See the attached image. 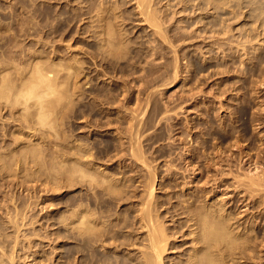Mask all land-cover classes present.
<instances>
[{"label": "rangeland", "instance_id": "1", "mask_svg": "<svg viewBox=\"0 0 264 264\" xmlns=\"http://www.w3.org/2000/svg\"><path fill=\"white\" fill-rule=\"evenodd\" d=\"M140 2L141 0H0V80L3 82H0V86L5 80L12 78L16 79V82L20 80L23 86L22 82H25L26 75L22 71L24 77L18 78L20 70L28 69L29 72L26 71L28 77L30 71L36 69L37 65L38 67L44 65L42 67L46 68V63L48 66L51 64L52 69L54 63L57 65L53 67L61 73L58 79L68 77L65 80H69L67 87L64 84L66 91H69L64 93H67L65 95H69V98L64 95L65 100L61 97L62 102L70 100V103L67 102L68 106L64 103L66 106L64 108L65 106L60 104L62 103L60 96V103L58 98L56 101L53 97V102H58L59 106L56 104L55 108L54 103V106L52 105L54 108L49 106L53 109L45 112L48 116L51 114L50 117L47 116L50 118V121L47 119L50 124L44 118L37 117L38 115L41 117V114L33 112L36 110L35 112L39 113L41 110L34 104L35 98L31 99H35L34 102L26 99L30 104L23 101L25 98L21 99L22 96L19 94L21 90L18 86H22L14 80H12L13 86L18 84L15 93L21 97L10 93L16 100L20 98L24 104L23 102L18 104L19 100L16 102L17 106H12L16 100L12 102L9 98L6 99L10 102L5 98H2L4 102L0 101V264H87V147L89 143L91 154L97 155L95 158V154H92L95 158L93 162L98 168L102 166L104 170L112 169L108 172L115 171L116 176L120 173L121 179L117 178L121 180L119 181L121 184L122 181L132 183L134 179L135 183L132 185L124 182L123 192L126 195L135 190L133 185H138L134 193V196L139 194L136 200H133L135 197H131L130 193L131 195L128 196L131 201L124 200V203L118 204L120 207L116 204L115 206L119 208H116V211H114L115 207L110 210L114 211L113 214L108 209L109 203H106L109 206L104 204L106 207L99 205L101 210L105 208L103 212L106 210L102 220L105 221L106 218L107 221L111 215L113 219V215L117 213L114 220L109 219L107 222H112L114 226L120 224V229H124L125 233L124 230L120 231L118 226L117 230L122 232V235L126 234L128 229L125 228L131 227H121L126 224L116 218L119 216L125 221L126 218L123 216H128V220H133L137 212V210L133 212L137 206L135 204L145 194L143 191L145 187H142L145 182H142L146 178L144 174L146 169H140L142 167L135 159L128 158L131 154L128 155L129 146L126 144L127 142L130 145V137H127L130 131H127V127L131 128L137 120L135 114L131 116L135 111L134 108L136 115L140 114V121H135L138 126L134 125L138 128L140 126V129L141 126L143 127L139 139L142 138L140 142L145 156L148 158H152L153 155L160 156L156 157L155 161L156 158L152 160L146 158L148 162L150 160L153 163L150 164L154 169L158 167L155 170L158 169L157 173L159 172L154 199L157 201L160 199V202L166 199L158 213L163 217L159 218L157 223L173 232L178 228L175 227L176 225L187 221L185 210L190 206L187 204L193 205L191 202L195 201L193 207H196L195 203L200 201L198 204L201 206L211 202L212 199H214L213 203L217 205L222 203L221 206L227 207L230 211L237 208L235 210L237 213L240 210L241 213L235 214L236 217L245 214L242 211L246 208L244 204L248 202V198L243 201L245 187L242 182L245 183V179L240 178H244L250 163L246 162L247 156L243 160L241 156L249 150L255 158L258 153L264 152V85L261 84L264 75L259 76L264 72V68H259L261 72L247 70L253 64L252 61L260 57L263 58L261 65H264V0H211V3L209 0H152L149 9L157 15L156 21L165 31L164 35L166 34L163 37L158 33L155 25L145 19V14L141 11L147 6L141 4L140 7ZM109 28L114 30L112 32L116 35L110 36V33L106 32H109ZM105 33L112 40L110 38L108 40ZM102 34H105V38L101 36ZM110 42L112 44H108ZM101 44L103 49L101 46L98 47ZM67 66L72 68V70L68 68L72 73L70 77V74H67ZM46 69H50V66ZM5 72H8L11 78L8 74L4 77ZM62 72L68 76H62L65 74ZM63 80L59 82L62 83L61 85ZM9 81H7L8 86L11 84ZM61 85L58 84V89L65 91ZM13 86L10 90L15 91ZM4 87L1 88L3 90L0 89V93L4 94L6 89ZM99 93L109 94L110 98L114 97L111 99L112 103L108 102L109 97L105 99V96L109 95L96 97ZM12 96L9 97L13 100ZM49 98L51 97L46 100L52 102ZM7 102L9 104L12 102L11 108L9 104H7L9 107L5 108L7 106L4 104ZM26 103L29 105L27 106ZM24 105L27 106L26 109L35 105L37 109L32 107V111L30 107L28 110L37 116L26 111L31 115L27 114V117L25 113L23 117ZM155 105L158 107L152 108ZM47 106L44 110H48ZM156 111L160 113L157 114ZM11 113H14V116ZM154 114L156 118L152 116ZM29 116L35 118L32 117L33 120H30ZM130 117H134L135 120L129 119ZM99 119L101 120L98 121ZM141 120L142 123L149 125L148 129L145 128V124L144 126L140 124ZM102 121L107 122V126L103 125ZM97 122L102 124L99 126ZM157 134L160 137H157ZM148 137L156 139L148 140L151 139ZM108 140L112 141L109 143ZM123 140L124 144L118 142ZM114 141L120 145H115ZM101 142L106 144V147L103 146L104 149L111 143L119 149L114 147V150L111 147L108 156L109 152L104 150V153L101 149L103 147L100 144L104 145ZM146 143L149 146L152 144V147L149 148L148 144L144 145ZM125 145L128 146V150L126 147V150L124 149ZM163 147L166 150L162 149ZM91 148L92 150L97 148L98 151L95 149L93 152ZM123 149L128 152L126 155ZM157 149L161 151L158 152ZM111 153L112 156L115 155L114 157H118L119 154V157L121 155L124 157L115 159ZM173 159L176 163L169 165ZM261 163L264 166L263 158ZM172 164L178 165L173 168ZM115 165L120 166L121 169L126 168L120 170L115 168ZM52 167L58 172L59 167L64 171L61 170V174L58 175ZM191 168L197 170V176ZM133 169L136 170L135 173ZM125 173L127 178L123 177ZM188 198L191 201H188ZM168 206L178 209L177 212L181 213L173 218L169 214L165 215L163 211ZM109 213L111 215L107 217ZM81 214L84 219L81 218ZM248 216L245 217L246 221L244 218L241 221L246 223L251 218V222L245 226L249 225L252 234L257 232L253 235L258 234L261 240L262 237L264 238V217L260 222ZM128 220L126 222H129ZM135 220L134 217L133 221ZM252 220H254L253 224H251ZM14 222L20 227H16ZM138 226H140L139 222ZM114 228L116 229V226ZM179 230L176 241L165 252L167 264H182L192 252L193 234L186 231V225ZM144 231L145 229H142L140 234L145 236ZM105 241L106 244L102 242L103 244L97 246L102 255L98 258L100 261H105L101 264H109L111 261L113 263L110 264L120 262L135 264L145 250L142 243L135 247H125L114 245V241H112L114 244ZM107 242L111 246H108Z\"/></svg>", "mask_w": 264, "mask_h": 264}, {"label": "bare ground", "instance_id": "2", "mask_svg": "<svg viewBox=\"0 0 264 264\" xmlns=\"http://www.w3.org/2000/svg\"><path fill=\"white\" fill-rule=\"evenodd\" d=\"M151 1L152 0H141V2H140V4H139V6L141 7V4H143V5H145V6H147L145 9H143L141 12H143L145 15V19L147 20V21H149V23H152V24H154L155 25V27L157 28V31H158V33H160L161 35H162V37L163 36H166V34L164 35V33H165V31L163 30V28H162V26L160 25V23L158 22V21H156L157 20V15H155V13H153L152 12V10H150L149 9V7L151 6ZM209 2L211 3V0H209ZM213 4V3H212ZM211 4V5H212ZM155 15V16H154ZM102 18V17H101ZM104 19V18H103ZM97 20H99V19H97ZM100 22V21H99ZM109 22V21H108ZM101 25V24H100ZM99 25V26H100ZM103 25V24H102ZM108 25H110V24H108ZM98 25H96V27H97ZM104 27H105V23H104ZM104 27H102V28H104ZM110 27V26H109ZM108 28V27H107ZM106 28V29H107ZM112 28V27H111ZM98 29V28H97ZM110 29V28H109ZM113 29V28H112ZM102 30V29H101ZM108 30V29H107ZM111 30V29H110ZM109 30V32L108 31H106L108 34L110 33V36H114V34L115 33H113L114 32V30H111L110 31ZM113 31V32H112ZM112 32V33H111ZM102 33H103V30H102ZM94 34V33H93ZM101 34V33H100ZM99 34V35H100ZM106 34V33H105ZM105 34H102L101 36H103L104 37V35ZM113 34V35H112ZM159 34V35H160ZM180 34V33H179ZM116 35V34H115ZM106 36V38L109 40V38L111 39V37L109 36V35H105ZM102 37V38H103ZM105 38V37H104ZM104 38H103V40H104ZM183 38V37H182ZM100 39V38H99ZM106 39V40H107ZM116 38H114V40H115ZM103 40L101 39V43L103 44ZM107 40V41H108ZM112 40V39H111ZM113 40V41H114ZM164 40H166V39H164ZM105 41V40H104ZM167 41V40H166ZM120 42H122L121 40H120ZM105 43V42H104ZM102 44L101 45H99L98 47H100L101 46V48L103 47L102 46ZM107 44V43H106ZM108 44H112L111 42L110 43H108ZM123 44V43H122ZM121 45V44H120ZM105 46V45H104ZM108 46V45H107ZM120 47V46H119ZM123 47V46H122ZM104 48V47H103ZM102 48V49H103ZM118 49H120V48H118ZM105 50V49H104ZM107 50V49H106ZM116 50V49H115ZM109 51V50H108ZM112 52H114V51H112ZM98 53H101V52H98ZM111 53V52H110ZM122 53V51L120 52V54ZM96 54V53H95ZM114 54V53H113ZM112 54V55H113ZM94 55V54H93ZM98 55V54H97ZM107 55V54H106ZM116 55V54H115ZM102 56V55H101ZM97 57V56H96ZM260 57V56H259ZM254 58V57H253ZM256 58V57H255ZM262 57H260L259 59H254L252 62H253V64L252 65H250V67H248V69L247 70H249V71H254V72H256V71H258L259 70V68L260 69H263L264 67V65L262 66L261 64V62H263L262 61V59H261ZM105 60V59H104ZM35 64H36V62H35ZM37 64H41V62H37ZM43 64H45V63H43ZM113 64V63H112ZM115 64V63H114ZM46 65H47V63H46ZM45 65V67L46 68H48L49 66H50V69H46V68H44V67H42V66H44V65H41V67H38V65L35 67L36 69H32L30 72H31V74H29L30 76H28V77H26L28 74V69L26 70V71H28L27 73H26V71H24V70H20V75H19V77L18 78H20V76H22L24 73H25V84L22 82V84H23V86L21 85V82H20V80H19V82H16L17 80L16 79H8V80H10L9 82L11 83L10 84V86H8L9 85V83L7 82L8 80H3L4 81V84H1V86L2 87H4V85H5V87L4 88H6L5 89V92H4V94L3 93H0V94H2V95H0V101L2 100V98H5V100H8L9 101V99H10V101H15L16 99L13 97V96H16V95H19V94H21V96L23 97H21L20 95V97H21V99H24L23 101H27V100H29V101H33V100H35L36 99V101H35V105L36 106H38V109H41L40 110V112L38 113V111L37 112H35L36 110H32L33 108L32 107H36L35 105L34 106H29L27 109H26V107L30 104V102H28V103H26L27 104V106L26 105H24L22 108H24L23 109V117H24V114L26 113V111H30L31 112V110L35 113V114H41V117H40V115H35V114H33L32 112V114L34 115V116H37L39 119L40 118H44L46 121H47V119L50 121V118H48V117H50V115L48 116V113H45L46 111H49V110H51V109H53L54 107L56 108L57 107V105L59 106V104H58V102L60 103V101L62 102L63 100L61 99V97H63L64 98V100H65V94H67L68 92L66 91L67 90V86L69 85L68 83H67V81H69V80H65V79H67L68 77H65V78H62L61 77V79L63 80V85H61L59 82H62V80L60 79H58L59 78V76L58 75H60L61 73H60V71H57V69L56 68H54L57 64H52V69H51V64L48 66H46ZM53 65H54V67H53ZM116 65V64H115ZM262 66V68H261V66ZM35 66V65H34ZM31 67H33V65H31ZM30 67V68H31ZM34 68V67H33ZM68 68H70L71 70H72V68L71 67H68L67 66V68H66V70L68 69ZM115 68V67H114ZM70 69H68L67 71H68V75L71 73V70ZM175 69V68H174ZM34 70V71H33ZM23 71V74H21V72ZM33 71V72H32ZM56 71V72H55ZM251 71V72H252ZM260 72H261V70H259ZM263 71H264V69H263ZM262 71V72H263ZM57 72H58V74H57ZM66 72V71H65ZM65 72H62V73H65ZM148 72V71H147ZM175 72V71H174ZM259 72V73H260ZM33 73V74H32ZM60 73V74H59ZM108 73V72H107ZM112 73V72H111ZM264 73V72H263ZM263 73H260V75L259 76H261V74H262V76L264 75ZM8 74V72L6 73H4V77H6V75ZM66 73L65 74H63L62 76H64V75H67ZM72 74V73H71ZM71 74L69 75V77L71 76ZM99 74V73H98ZM101 74V73H100ZM106 74V73H105ZM10 74H8V77H10L9 76ZM67 75V76H68ZM104 75V74H103ZM108 75H109V73H108ZM2 76V75H1ZM58 76V77H57ZM61 76V75H60ZM112 76V75H111ZM177 76V75H176ZM3 77V79H5ZM7 77V78H8ZM22 77H24V76H22ZM31 77H32V79H31ZM264 77V76H263ZM263 77H260V78H263ZM11 78V77H10ZM26 78H27V81H26ZM28 78H30L29 79V81H28ZM115 78V77H114ZM172 78V77H171ZM2 79V78H1ZM59 80L58 81V84L59 85H61L62 86V89H65V91H62L61 89H58L59 87H58V84H57V80ZM119 79H120V77H119ZM12 80H14V82L15 83H19L22 87H20V86H18V84H17V86L20 88V90H21V92L18 94V93H15V92H17V90H15V88H18L17 86H13V81ZM148 80V79H147ZM64 81H65V83H64ZM262 82H261V84L262 85H264L263 84V81H264V78L261 80ZM0 82L1 83H3L1 80H0ZM6 82L8 83L7 84V86H6ZM171 82V81H170ZM169 82V83H170ZM126 83V82H125ZM148 83V82H147ZM167 83V82H166ZM66 85V87H65V85ZM68 84V85H67ZM71 84V83H70ZM164 84V83H163ZM260 84V85H261ZM13 86V89L15 90V91H13L12 89L10 90V88H12V86ZM149 85V84H148ZM0 86V87H1ZM60 86V87H61ZM64 86V87H63ZM124 86V85H123ZM259 86V85H258ZM1 87V88H2ZM125 87V86H124ZM260 87V86H259ZM0 88V89H1ZM7 88H9L8 90H7ZM148 88H150L149 86H148ZM261 88V87H260ZM69 89V88H68ZM127 89V88H126ZM1 90H3V89H1ZM1 90H0V92H1ZM10 90V91H9ZM144 90H146V88H144ZM7 91V92H6ZM13 91V92H12ZM61 91V92H60ZM126 91V90H125ZM140 91H142V90H140ZM13 93V94H11V93ZM18 92H19V89H18ZM63 92V93H62ZM64 92H67V93H64ZM127 92V91H126ZM142 92H145V91H142ZM59 93V94H58ZM102 93V92H101ZM101 93H99L98 95H96V97H100L102 94ZM112 93V91H110V94ZM152 93V92H151ZM150 93V94H151ZM11 94V95H10ZM16 94V95H15ZM55 94V95H54ZM56 94H57V97H56ZM61 94H63L62 96H61ZM106 94V93H105ZM104 93H103V95H105ZM115 94V93H114ZM119 94V93H118ZM121 94V93H120ZM127 94V93H126ZM125 94V95H126ZM148 95H149V93H147ZM13 95V96H12ZM52 95V96H51ZM54 95V96H53ZM65 95V96H64ZM101 96V97H104V96ZM106 95H109V94H106ZM135 95H137V94H135ZM152 95V94H151ZM1 96H3V97H1ZM9 96H12L13 97V100L11 99V97H9ZM59 96H60V99H59ZM68 96V98H69V95H67ZM66 96V97H67ZM71 96V95H70ZM114 96V95H113ZM119 96V95H118ZM127 96H128V94H127ZM139 96V95H138ZM48 97H51V98H49L52 102L54 101V100H56L57 101V99L56 98H58V102L56 103V102H50V101H48V100H46V98L48 99ZM53 97H55V99L53 98ZM107 97H109L110 98V95L109 96H105V99L107 98ZM111 97H112V95H111ZM150 97V96H149ZM6 98H9V99H6ZM17 99H18V97H16ZM30 98V99H29ZM32 98H35V99H33V100H31ZM68 98H66V99H68ZM108 98V99H109ZM117 98V97H116ZM131 98V97H130ZM148 98V97H147ZM151 98V97H150ZM152 98H153V96H152ZM15 99V100H14ZM27 99V100H26ZM54 99V100H53ZM101 99V98H100ZM104 99V98H103ZM111 99H114V97L113 98H110L109 100L110 101H108V102H110V104L112 103V101H111ZM126 99V98H125ZM136 99H138V98H136ZM142 99V98H141ZM140 99V100H141ZM149 99V98H148ZM19 100H20V98H19ZM19 100H16L15 101V104L13 105L12 104V102L9 104L8 102L6 103V104H4L5 106H7V107H5V108H8L9 106V108H11V104H12V106H17L19 103H21V102H23L22 100H20V102H18V104H16V102L17 101H19ZM60 100V101H59ZM96 100H98V99H96ZM118 100V99H117ZM128 100V99H127ZM247 100V99H246ZM9 101V102H10ZM48 101V102H47ZM70 101V100H69ZM69 101H67L68 103H70ZM99 101V100H98ZM106 101V100H105ZM114 101H116V100H114ZM121 101V100H120ZM146 101H150V100H146ZM248 101V100H247ZM250 101V100H249ZM2 102H4V99L2 100ZM34 102V101H33ZM50 102V103H49ZM67 102H62V103H60L61 105H64V103L65 104H67ZM100 102V101H99ZM104 102V101H103ZM144 102V101H143ZM156 102V101H155ZM154 102V104H156ZM245 102V101H244ZM48 103H49V105H48ZM55 103V105L56 106H54L53 104ZM106 103V102H105ZM123 103V102H122ZM129 103V102H128ZM136 103V102H135ZM150 103V102H149ZM149 103H147V104H149ZM249 103V102H248ZM7 104H9V106L7 105ZM22 104H24V102L22 103ZM21 104V105H22ZM46 104V105H45ZM51 104V105H50ZM102 104V103H101ZM138 104V103H137ZM142 104V103H141ZM152 104V103H151ZM158 104V103H157ZM3 105V104H2ZM48 105V106H47ZM54 107H53V106ZM125 105V104H124ZM144 105V104H143ZM146 105V104H145ZM150 105V104H149ZM153 105V104H152ZM246 105V104H245ZM26 106V107H25ZM47 106V108L50 106V107H53V108H48V110H44L45 108L44 107H46ZM65 106V105H64ZM66 106H68V104L66 105ZM66 106L64 107V108H66ZM138 106H140V105H138ZM160 106V105H159ZM4 107V106H3ZM31 107V110H28L29 108ZM123 107V106H122ZM121 107V108H122ZM154 107H156V105L155 106H152V108H154ZM157 107H158V105H157ZM156 107V108H157ZM46 108V109H47ZM63 108V107H62ZM144 108V107H143ZM146 108H148V105H147V107ZM155 108V109H156ZM161 108V107H160ZM246 108H248V107H246ZM26 109V110H25ZM35 109H37V107L35 108ZM125 109H127V108H125ZM132 109V108H131ZM138 109V108H137ZM145 109V108H144ZM159 109V108H158ZM157 109V110H158ZM24 110H25V112H24ZM134 113L132 112V115L131 116H133V114H135V116H136V118L135 119H137V120H139V118H140V114H138V115H136L137 113H135L136 112V109L134 108ZM147 110V109H146ZM146 110H145V112H146ZM245 110V109H244ZM129 111V110H128ZM152 111V110H151ZM30 112H28V113H26L25 115L27 116V114L28 115H31V113ZM51 112V111H50ZM105 112V111H104ZM144 112V111H143ZM158 112L159 111H156V113L158 114ZM30 113V114H29ZM52 113V112H51ZM97 113V112H96ZM152 113V112H151ZM155 113V114H156ZM160 113V112H159ZM11 114H13V116H14V113H11ZM155 114L154 115H152V116H154L155 117ZM46 115V116H45ZM102 115V114H101ZM247 115V114H246ZM254 115V114H253ZM11 116V115H10ZM34 116H32L33 118H35ZM43 116V117H42ZM45 116V117H44ZM48 116V117H47ZM103 116V115H102ZM102 116H101V118H102ZM142 116V115H141ZM28 117V116H27ZM29 117H31V116H29ZM30 118V120L32 119L33 120V118ZM47 117V118H46ZM104 117V116H103ZM108 117H110V116H108ZM158 117V116H157ZM244 117V116H243ZM13 118V117H12ZM15 118V117H14ZM26 118V117H25ZM100 118V117H99ZM106 118V117H105ZM121 118V117H120ZM131 118H133L134 119V117H130L129 119H131ZM142 118V117H141ZM152 118V117H151ZM150 118V119H151ZM156 118V117H155ZM248 118V117H247ZM253 118V117H252ZM27 119V118H26ZM37 119V118H36ZM90 119V118H89ZM107 119V118H106ZM134 119V120H135ZM242 119V118H241ZM16 120V119H15ZM27 120H29V118L27 119ZM93 120H96V119H94L93 118ZM101 119H99L98 121H100ZM109 120V119H108ZM137 120H135V121H137ZM147 120V119H146ZM244 120V119H243ZM255 120H257L256 118H255ZM46 121H44V120H40V122H46ZM49 121H47L49 124H50V122ZM90 121V120H89ZM92 121V120H91ZM110 121V120H109ZM114 121V120H113ZM112 121V123H114ZM120 121V120H119ZM124 121V120H123ZM122 121V122H123ZM134 121V123H133V120H132V122H131V124H132V127L130 128V127H127V131L129 132V136H127L128 135V133H126L127 135V137H130L129 139V141H130V145L126 142V144L129 146V154L128 155H130L131 154V156L129 157L128 156V158H133V159H135L136 160V163L138 162L139 164H140V167H142V168H140V169H146L145 170V172L146 173H144V174H146V178H144L145 176L144 175H142V173H141V175L143 176V178H144V180H143V182L142 183H144V185L142 184V187L145 189H143V191H144V195H142L141 197V199H139V201H137L136 202V204H135V206L136 207H138V208H136L135 207V209L133 210V212L135 211V210H137V212H136V214L133 216V220H134V217L136 218V220H135V222L133 221V220H128V216L126 217V216H123V217H125L126 219H125V221H123V219H122V217L121 218H119V216H118V218H116V219H120V221L119 222H124L126 225H121V227H123V226H126V227H128V226H130L131 228H125V229H128L127 230V232H126V234H124L125 233V230H124V235H122V232H120L121 230H122V228L120 229V227H119V225L120 224H116L115 226H116V229L114 228L115 226L114 225H112V220H114V218L116 217V215H117V213H116V215L114 216L113 215V219H112V215H111V213L113 212L114 213V211H116V204L118 205V204H122V203H124V200H128V201H131L130 200V198H129V196L132 194V196L131 197H135L133 200H136V198L139 196V194H135V196H134V193H136L135 191H136V189L138 188V187H136V186H138V185H133V187H135V188H133V187H131V190H132V188L133 189H135V190H132V193L130 194V193H127L128 195H126L124 192H123V190L125 189L124 188V186H125V184H124V182L125 181H122V183L123 184H121V183H119V181H121V180H119L117 177H119V176H122V175H120V173H118L119 174V176H116V173H115V171H113V172H111V173H109L110 172V170H112V169H102V166H101V168H100V166H99V168H98V166H96L95 164H94V159L96 158V154L95 153H92V154H95V158L92 156V154H91V152H90V148H88L89 146H90V143H89V146L87 147V264H101L102 262H105V261H100V259L98 258L99 256H102L101 255V253H100V251H99V248L97 247V246H99L100 245V243L101 244H103V243H105L106 241L105 240H107V241H110V239H112L111 241H110V243L112 242V241H114V243L112 242L111 244H114V245H119V246H133V247H135L136 245H138L139 243H142L143 244V246H144V248H145V250L143 251V256L141 257V258H138L137 259V261H136V263L135 264H167L166 263V261H165V252L166 251H168L169 249H170V247L172 246V243L173 242H175L176 240L175 239H177V237H178V233H180L179 231V229H180V227H183V226H187V230L186 231H188L190 234H193V241H194V245H193V249H192V252H190L189 254H188V256H187V259H186V261H184L182 264H264V238L262 239L261 238V240H260V238L258 237V234L256 235L258 238H259V240H258V238L256 237V236H254L253 234H256V233H254L253 232V234H252V229H251V227H249V225L246 227L245 225L246 224H248L249 222H251L250 221V219L245 223V222H242L241 220L244 218V221H246L245 219H247V218H245L246 216H248V215H250V216H248V217H252V218H254L255 219V221H257V220H260V222L263 220V217H264V166H263V164L261 163L262 162V158L264 159V152L262 153H258L257 155H256V158H255V156L254 155H252L251 153H249L250 152V150H249V152L248 153H245L244 155H242L241 157H242V160H243V158L245 157V156H247V158H248V160L246 161V162H249L250 163V168H248V170H247V172H246V175L244 174V178H240V179H245V183L244 182H242V185L245 187V189L243 190V192H244V199H243V201H245L247 198H248V202H246L245 204H244V206L246 207L243 211H242V213L243 212H245V216L243 215V216H238L239 215V213H241V211L240 210H238V212L236 213V209L233 211H230V210H228L227 209V207L225 208V206H221L222 205V203L221 204H219L218 202H216V203H218L219 205H217V204H215V203H213L214 201V199H212V201L211 202H209V203H205V204H201V206H199V202H197V203H195V204H197L196 205V207L194 206L193 207V205H194V203L193 202H195V201H193V202H191L193 205H191V204H187V205H190L189 207H188V209L186 208V210H185V212L187 213V216H185V217H187L186 219H187V221L185 222V223H183L182 224V222H181V224L180 225H176L175 227H178L175 231H173V232H171V231H168V227H165V226H163L162 224H159V223H157V221H158V219L159 218H161V217H163V215L162 214H158L159 213V209L160 208H162V206L165 204V200H163V201H165V202H160L159 200V202L156 200V199H154L155 198V190H156V178H157V174L159 173H157V170H155L156 168H158V167H156L155 169L153 168V166L151 165V164H153V163H151L150 162V160H152V158L154 159V158H159L158 156H152V158L150 159V158H148V157H146L145 156V152L143 151V149H142V143L140 142L141 141V139H139V137H140V134H142L141 132H140V130H142L143 129V127L141 126V129H140V126H139V128L137 127L138 125H137V122H135ZM140 121V120H139ZM150 121V120H149ZM151 121H152V123H153V120L151 119ZM254 121V120H253ZM93 122H95V121H93ZM92 122V123H93ZM103 123H104V121H102ZM102 122H101V124H102ZM129 122H130V120H129ZM147 122V121H146ZM53 123V121L51 120V124ZM106 123V124H105ZM103 125H106L107 126V122H105ZM148 123V122H147ZM96 124H98V122L96 123ZM100 124V123H99ZM98 124V125H99ZM100 124V125H101ZM137 125V126H135V125ZM139 124V123H138ZM140 124H145V123H142V120H141V122H140ZM29 125V124H28ZM98 125H96V126H98ZM99 125V126H100ZM109 125V124H108ZM113 125V124H112ZM111 125V126H112ZM121 125V124H120ZM130 125V124H129ZM144 126V125H143ZM145 128H147V126H148V128H149V125L147 124H145ZM150 126H151V124H150ZM108 127H110V126H108ZM125 127V126H124ZM152 127V126H151ZM150 127V128H151ZM233 127V126H232ZM102 128V127H101ZM106 128V127H105ZM111 128V127H110ZM117 128V127H116ZM122 128V127H121ZM128 128L130 129V130H128ZM144 128V129H145ZM147 128V129H148ZM232 129H234V128H232ZM104 130V129H103ZM120 130V129H119ZM124 130V129H123ZM115 131V130H114ZM125 131H126V128H125ZM143 131V130H142ZM123 132V131H122ZM124 133V132H123ZM123 133H120L119 132V134H123ZM140 133V134H139ZM159 134H157L156 136L157 137H160V136H158ZM162 135V134H161ZM142 136V135H141ZM155 136V135H154ZM124 137H125V135H124ZM148 138H151V139H148V140H152L153 139V137H148ZM161 138H163V136H161ZM160 138V139H161ZM120 140H121V136H120V138H119ZM126 139V138H125ZM124 139V140H125ZM139 139V140H138ZM154 139H156V138H154ZM153 139V140H154ZM105 140V139H104ZM110 140V139H109ZM109 140H108V142H109ZM117 140V139H116ZM124 140L123 141H118V142H120V144H124ZM112 141V140H111ZM110 141V142H111ZM126 141H128V140H126ZM264 141V140H263ZM97 142V141H96ZM105 142H107V141H105ZM104 142V143H105ZM109 142V143H110ZM122 142V143H121ZM151 142V141H150ZM155 142V141H154ZM101 143H103V142H101ZM103 143V144H104ZM114 143H115V141H114ZM117 143V142H116ZM115 143V145H120V144H116ZM145 143V142H144ZM149 143V142H148ZM148 143H146V144H144V145H146L147 146V144ZM151 143H153V142H151ZM92 144V143H91ZM98 144V143H97ZM235 144H237L236 142H235ZM239 144V143H238ZM88 145V144H87ZM94 145V144H93ZM99 145V144H98ZM102 147L103 146H105L106 144H104V145H102V144H100ZM99 145V147H101ZM127 145H125L124 146V149L126 150V148L128 147ZM143 145V146H144ZM152 145V144H151ZM150 145V146H151ZM97 146V145H96ZM96 146H94V147H96ZM122 146V145H121ZM121 146H120V149H121ZM148 146H149V144H148ZM150 146H149V148H150ZM239 146V145H238ZM251 145H249V147H250ZM93 147V146H92ZM98 147V146H97ZM106 147V146H105ZM111 147H113V149H114V147H115V149H119V148H116V146H112V143L111 144H107V148L106 149H104V147L103 148H101L103 151L104 150H107L106 152L108 153V156L110 155V150H111ZM117 147H119V146H117ZM126 147V148H125ZM152 147V146H151ZM245 147V146H244ZM248 147V148H249ZM96 149V150H95ZM95 149H93V150H95V151H98V149L97 148H95ZM112 149V150H113ZM114 149V150H115ZM123 149V150H124ZM146 149H148V147L146 148ZM162 149H164V150H166L164 147L162 148ZM92 150V148H91V151H93ZM124 150V151H125ZM127 150H128V148H127ZM158 150V152H160L161 150L160 149H157ZM160 150V151H159ZM188 150H190V149H188ZM243 150V149H242ZM121 151H122V149H121ZM148 151V150H147ZM146 151V152H147ZM150 151V150H149ZM149 151H148V153H149ZM155 151V150H154ZM163 151V150H162ZM94 152V151H93ZM112 152V151H111ZM119 153H120V151H118ZM117 151H116V153H118ZM123 152V151H122ZM153 152V151H152ZM165 152H167V151H165ZM199 152V151H198ZM259 152V151H258ZM99 153H101L100 152V150H99ZM104 153H105V151H104ZM106 153V154H107ZM114 153V152H113ZM116 153H114V154H116ZM126 153H128L127 151H125V153H124V155H126ZM150 153H151V151H150ZM155 153H156V151H155ZM98 154V153H97ZM102 154H103V152H102ZM101 154V155H102ZM121 154H123V153H121ZM168 154H170V153H168ZM167 154V155H168ZM113 154L111 153V156H112ZM120 155V154H119ZM119 155H118V157H119ZM146 155L148 156V154L146 153ZM160 155H162V153H160ZM164 155H165V153H164ZM171 155V154H170ZM193 155V154H192ZM194 155H196V157H197V154H196V152H194ZM216 155V154H215ZM91 156L93 157V158H91ZM115 156V155H114ZM114 156H112L113 158H117L118 159V157H114ZM117 156V155H116ZM121 156H123V155H121ZM121 156L119 157V158H121ZM151 156V155H150ZM166 156V155H165ZM218 156V155H217ZM102 157H104V154L102 155ZM112 157H111V160H112ZM124 157V156H123ZM125 157H127V156H125ZM219 157V156H218ZM108 158L109 157H107V160H108ZM146 158H148V159H150L149 160V162L147 161V159ZM157 158L156 159H154V161L155 160H157ZM213 158V157H212ZM211 158V159H212ZM222 158V157H221ZM220 158V159H221ZM98 160L97 161H99V159H100V157L99 158H97ZM102 160H104V159H102ZM105 160H106V158H105ZM110 160V162H113V161H115L114 159H113V161H111ZM124 160V159H123ZM126 160H128V159H126ZM125 160V163H127V161ZM131 160V159H130ZM217 160V159H216ZM241 160V161H242ZM109 161V160H108ZM117 161V160H116ZM118 161H121V160H118ZM153 161V162H154ZM174 159H173V162H172V160H171V162L169 163V165L171 164V163H174ZM210 161V160H209ZM213 161V160H212ZM212 161H210L211 163H212ZM95 162H96V160H95ZM102 162H104L105 163V161H102ZM110 162H108L109 164H110ZM124 162V161H123ZM130 163H132L131 161H129ZM214 162V161H213ZM100 163V162H99ZM118 163V162H117ZM116 163V164H117ZM120 163V162H119ZM122 163V162H121ZM134 163V162H133ZM132 163V164H133ZM136 163H134V164H136ZM151 163V164H150ZM176 163V162H175ZM174 163V164H175ZM215 163V162H214ZM216 163H218V160H217V162ZM97 164V163H96ZM108 164V165H109ZM129 163H127V165H128ZM174 164H172V165H174ZM179 164V163H178ZM178 164H176V165H174L173 166V168L175 167V166H177ZM95 165V166H94ZM98 165V164H97ZM99 165H101V164H99ZM124 165V164H123ZM122 165V166H123ZM155 165V164H154ZM53 166H57V165H53ZM72 166H73V164H72ZM105 166V165H104ZM121 166V167H122ZM131 166V165H130ZM139 166V165H138ZM106 167V166H105ZM114 167V166H113ZM117 166L115 165V168H116ZM120 166H118L117 167V169L119 168ZM128 167V166H127ZM134 167V166H133ZM136 167V166H135ZM171 167V166H170ZM180 167V166H179ZM196 167V166H195ZM54 168V171H55V173H57L58 172V170L57 169H55V167H52V169ZM56 168H58V167H56ZM109 168H112L111 166H109ZM124 168H126V167H123V169ZM129 168V167H128ZM127 168V169H128ZM137 168V167H136ZM135 168V169H136ZM139 168V167H138ZM193 168H194V166H193ZM59 169V172H58V175L59 174H61L60 173V171L62 170V171H64L63 169H61L60 170V167L58 168ZM69 169V168H68ZM120 170H123V169H121V168H119ZM140 169H138L139 171H140ZM169 169V168H168ZM170 169H172V167L170 168ZM175 169H177V168H175ZM187 169V168H186ZM185 169V170H186ZM70 170V169H69ZM113 170H115V169H113ZM137 170V169H136ZM135 170V171H136ZM191 170H192V168H191ZM61 171V172H62ZM71 171V170H70ZM106 171V172H105ZM109 171V172H108ZM119 171V170H118ZM129 171H130V169H129ZM128 171V172H129ZM133 171H134V169H133ZM132 171V172H133ZM135 171H134V173H135ZM174 171H176V170H174ZM178 171V170H177ZM193 171V173L195 174L196 173V169H194V170H192ZM127 172V173H128ZM131 172V174L133 175V173ZM144 172V171H143ZM182 172V171H181ZM122 173V172H121ZM137 173V172H136ZM172 173H177V172H172ZM183 173V172H182ZM117 174V175H118ZM122 174H124V173H122ZM126 174V173H125ZM129 174H130V172H129ZM57 175V174H56ZM139 175V174H138ZM137 175V177H139ZM174 175V174H173ZM127 176V174L125 175V176H123L124 178ZM131 176V175H130ZM136 176V175H135ZM141 176V177H142ZM196 176H197V173H196ZM122 177V178H123ZM129 177V176H128ZM141 177H140V179H141ZM171 177V176H170ZM120 179H121V177H119ZM127 178V177H126ZM136 178V177H135ZM130 179V178H129ZM124 180V179H123ZM125 180H127V179H125ZM131 180H132V178H131ZM142 180V179H141ZM140 180V181H141ZM193 180V179H192ZM239 180V179H238ZM240 181V180H239ZM126 182H128V181H126ZM125 182V183H126ZM132 182V181H131ZM137 182V181H136ZM192 182V181H191ZM241 182V181H240ZM128 183H130V182H128ZM127 183V184H128ZM133 183H135V181H134V179H133V182L132 183H130L131 185L133 184ZM141 183V182H140ZM244 183V184H243ZM129 184V185H130ZM241 184V183H240ZM124 185V186H123ZM141 185V184H140ZM127 186V185H126ZM128 187V186H127ZM130 187V186H129ZM128 187V188H129ZM140 187V186H139ZM192 187V186H191ZM124 188V189H123ZM130 190V189H129ZM207 190V189H206ZM125 191V190H124ZM127 191H128V189H127ZM204 191V190H203ZM197 192V191H196ZM195 192V193H196ZM209 192V191H208ZM211 192V191H210ZM209 192V193H210ZM214 192V191H213ZM105 194V197H103V195ZM126 195V196H124V194ZM197 194V193H196ZM201 194V193H200ZM202 194H203V192H202ZM207 194V193H206ZM106 195H108L107 197H106ZM138 195V196H137ZM137 196V197H136ZM197 196V195H196ZM195 196V197H196ZM204 196H205V194H204ZM203 196V197H204ZM194 197V198H195ZM206 197V196H205ZM129 198V199H128ZM170 198H171V196H170ZM200 198V197H199ZM198 198V199H199ZM201 198H202V196H201ZM208 198V197H207ZM132 199V198H131ZM158 199V198H157ZM196 199V198H195ZM203 199V198H202ZM201 199V200H202ZM170 200V199H169ZM187 200V199H186ZM185 200V201H186ZM193 200V199H192ZM200 200V199H199ZM216 200V199H215ZM128 201H127V203H128ZM188 201H191V199L190 198H188ZM187 201V202H188ZM197 201V200H196ZM203 201V200H202ZM205 201H207V199H205ZM217 201V200H216ZM167 202H168V200H167ZM106 203H109V205H110V208L108 207V209H109V211L110 210H113V208L115 207V210L114 211H110L111 213H109L108 214V216L107 217H109L110 215V217H109V219H111V223H108L107 221H109V219L106 221V218H104L105 219V221L104 220H102V216H104L103 214H105L106 212V210L103 212V209H105V208H102V210L99 208V205H100V207H103V206H105V205H107V206H109L108 204H106ZM126 203V202H125ZM129 203H133V202H129ZM170 203V202H169ZM188 203H190V202H188ZM105 204V205H104ZM139 205V206H138ZM177 205V204H176ZM186 205V206H187ZM93 206L95 207V208H93ZM119 207H120V205H118ZM185 206V207H186ZM237 206V205H236ZM235 206V207H236ZM106 207V206H105ZM118 207V208H119ZM126 207V206H125ZM130 209H131V207L130 206H128ZM241 207V206H240ZM112 208V209H111ZM117 208V209H118ZM172 208V209H171ZM183 208V210H184V207H182ZM133 209V208H132ZM180 210H181V208H179ZM240 209V208H239ZM177 210L178 209H175V208H173V207H166L165 209H164V214L166 215V214H169V216H171L172 218L173 217H175L176 215H179L181 212L179 211V212H177ZM183 210H181V211H183ZM129 211V210H128ZM160 211H161V209H160ZM120 212H122V210L120 211ZM102 213V214H101ZM112 213V214H113ZM119 213V212H118ZM126 213H128L127 211H126ZM185 213V214H186ZM25 214V213H24ZM124 214V213H123ZM235 214H238L237 215V217L235 216ZM122 215V214H121ZM132 216V215H131ZM84 217V216H83ZM82 217V214H81V218H83ZM105 217V216H104ZM165 217V216H164ZM238 217L240 218V219H238ZM84 219V218H83ZM177 219H179V218H177ZM176 219V220H177ZM257 219V220H256ZM14 220H16V219H14ZM129 221V222H126V221ZM13 221V220H12ZM11 221V222H12ZM81 221H83V220H81ZM80 221V222H81ZM177 221H179V220H177ZM16 222H17V220H16ZM84 222V221H83ZM114 222V221H113ZM138 222H139V224H140V226H138ZM253 222H254V220H252V223L251 224H253ZM82 223V222H81ZM115 223H116V221H115ZM117 223H118V220H117ZM121 223V224H122ZM242 223H245L244 224V226H241L242 225ZM2 224V223H1ZM14 225H16V223L14 222ZM13 225V226H14ZM182 225V226H181ZM18 225H16V227H17ZM117 226L119 227L118 229H120V231H118L117 230ZM255 226V229H256V225H254ZM253 226V227H254ZM15 227V226H14ZM20 226H18V228H19ZM2 228V227H1ZM4 228H5V226H4ZM142 229H145V236L144 235H142V234H140V232H142ZM19 230V229H18ZM122 230V231H123ZM251 230V231H250ZM254 231V230H253ZM256 231V230H255ZM1 232V231H0ZM140 234V235H139ZM260 235V234H259ZM16 236V235H15ZM122 236V237H121ZM121 237V238H120ZM172 237L174 238V239H172ZM17 238V237H16ZM109 239V240H108ZM120 239V240H119ZM17 241V240H16ZM103 242V243H102ZM117 242H118V244H117ZM108 243V242H107ZM110 243H108L109 245L108 246H111L110 245ZM106 244V243H105ZM114 245H112V246H114ZM101 247H103V246H101ZM106 247H107V245H106ZM105 248V247H104ZM108 248V247H107ZM15 252V251H14ZM109 255V254H108ZM14 256V255H13ZM107 256V255H106ZM105 257V256H104ZM13 258V257H12ZM11 258V259H12ZM15 258V257H14ZM10 260V259H9ZM105 260V259H104ZM98 261H100V263H98ZM121 261V260H120ZM119 261V262H120ZM11 262H13V261H11ZM109 262V261H108ZM112 262V261H111ZM110 262V263H111ZM109 263V264H110ZM113 263V262H112ZM118 263V262H117ZM104 264V263H103ZM106 264V263H105ZM108 264V263H107ZM119 264H123L122 262H120ZM124 264H125V262H124Z\"/></svg>", "mask_w": 264, "mask_h": 264}]
</instances>
